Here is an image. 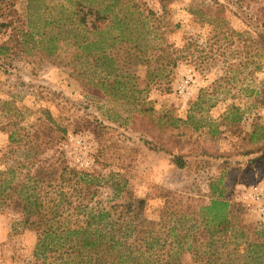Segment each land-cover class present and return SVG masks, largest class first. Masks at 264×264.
Returning <instances> with one entry per match:
<instances>
[{
  "label": "rangeland",
  "instance_id": "374dc122",
  "mask_svg": "<svg viewBox=\"0 0 264 264\" xmlns=\"http://www.w3.org/2000/svg\"><path fill=\"white\" fill-rule=\"evenodd\" d=\"M79 1L86 8L101 0H0L21 39V44L10 42V51L0 56V157L8 143L1 128L8 120L3 102L20 109L25 121L45 108L66 129L53 146L65 162L104 176L109 171L121 173L136 197L147 198V212L161 202L154 198L160 191L206 201L211 196L209 183L221 177L218 187L240 205L241 218L264 224V140L253 142L248 137L254 126L264 127V104L249 96L264 86V61L245 12L236 4L227 5L225 14H220L226 18L222 24L213 0H172L169 19L176 27L163 40L151 34L142 40L165 48L170 60L161 59L163 51L156 50L149 65L157 69L169 61L166 69L151 79L146 76L149 67L131 59L121 70L136 90H125L137 97L135 105L106 98L90 82L97 80V72L83 70L85 58L77 56L72 39L76 23L70 17ZM133 1L159 10V0ZM189 8L200 13H190ZM250 9H255L253 2ZM209 14L219 19L215 26L201 20L209 19ZM45 20L57 24L44 26ZM214 27L224 36L217 42L210 38ZM244 30L248 34L240 35ZM8 35L9 30L0 33V43ZM52 36L56 39L49 41ZM45 47L53 50L47 52ZM198 99L200 104L194 105ZM230 104L242 106L243 119L237 127L225 125L222 118ZM189 112L199 121L198 130L180 122L171 125L169 118L185 119ZM92 121L103 126L96 139L87 130ZM143 140L160 143L162 151L151 150ZM172 153L182 155L184 167L172 164ZM115 201L118 197L111 187L103 184L101 205ZM18 219L10 208H0V264H31L34 259L36 236L20 228ZM179 264L194 263L186 254Z\"/></svg>",
  "mask_w": 264,
  "mask_h": 264
},
{
  "label": "trees",
  "instance_id": "16d2710c",
  "mask_svg": "<svg viewBox=\"0 0 264 264\" xmlns=\"http://www.w3.org/2000/svg\"><path fill=\"white\" fill-rule=\"evenodd\" d=\"M171 1L159 0L158 11L133 0H101L98 6L86 8L80 1L74 4L70 17L76 23L77 32L72 39L77 56L85 58L83 70L97 72V80L90 82L106 98L136 105L137 97L125 91L136 90L125 77L128 73L121 72L131 59L147 65L146 76L151 79L166 69L169 61L157 69H150L149 65L156 50L163 51L161 59L170 60L165 48L147 45L142 40L150 34L163 40L176 27L169 19ZM226 1L213 0L218 20L222 24L226 22L220 14H225L229 4L243 10L247 22L255 28L259 56L264 61V0ZM251 2L255 9H250ZM189 11L200 13L194 8ZM9 14L0 2V33L9 30L7 40L0 43V56L10 51V42L21 44L20 30ZM217 17L211 18L209 14V19L201 20L214 25ZM51 23L57 24L45 20L44 26ZM214 28L210 38L217 42L223 32ZM239 33L248 34L246 30ZM55 39L52 36L49 41ZM45 50L53 49L45 47ZM263 93L264 86H260L258 92L249 96L254 102L264 104ZM200 102L198 99L194 105ZM3 105L8 120L1 128L8 143L0 157L3 164L0 208L13 210L19 217L17 225L34 232L31 264H179L186 254L194 264H264V224L248 223L241 218L240 205L232 203L224 188L218 187L221 177L209 183L211 196L206 201L160 191L154 198L161 202L147 212L150 208L147 198L136 197L125 186L121 173L109 171L104 176L65 162L53 146L66 129L48 109L40 108L33 120L25 121L20 109L7 101ZM241 108L228 106L222 117L225 125L238 126L243 119ZM169 120L172 126L180 122L194 131L200 128L191 112L185 119ZM89 124L87 130L98 138L103 126L93 121ZM248 137L253 142L263 141L264 127L254 126ZM143 141L151 150L162 151L160 143ZM171 162L178 168L185 166L178 153H172ZM105 183L118 197V201L108 206L100 203L101 187Z\"/></svg>",
  "mask_w": 264,
  "mask_h": 264
}]
</instances>
